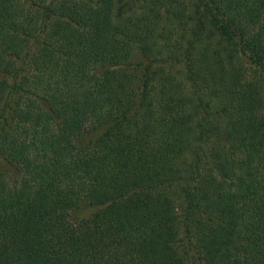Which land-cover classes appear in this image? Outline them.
Segmentation results:
<instances>
[{"label":"trees","instance_id":"16d2710c","mask_svg":"<svg viewBox=\"0 0 264 264\" xmlns=\"http://www.w3.org/2000/svg\"><path fill=\"white\" fill-rule=\"evenodd\" d=\"M264 264V0H0V264Z\"/></svg>","mask_w":264,"mask_h":264},{"label":"rangeland","instance_id":"374dc122","mask_svg":"<svg viewBox=\"0 0 264 264\" xmlns=\"http://www.w3.org/2000/svg\"><path fill=\"white\" fill-rule=\"evenodd\" d=\"M197 262H195V261H192V260H189L188 262H187V264H196ZM199 264V263H198Z\"/></svg>","mask_w":264,"mask_h":264}]
</instances>
